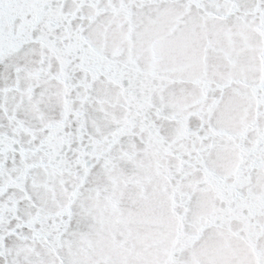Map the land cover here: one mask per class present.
Returning <instances> with one entry per match:
<instances>
[{
  "label": "snow or ice",
  "instance_id": "obj_1",
  "mask_svg": "<svg viewBox=\"0 0 264 264\" xmlns=\"http://www.w3.org/2000/svg\"><path fill=\"white\" fill-rule=\"evenodd\" d=\"M0 264H264V0H0Z\"/></svg>",
  "mask_w": 264,
  "mask_h": 264
}]
</instances>
